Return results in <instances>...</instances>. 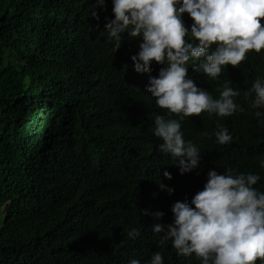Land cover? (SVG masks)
Returning a JSON list of instances; mask_svg holds the SVG:
<instances>
[{
  "label": "trees",
  "instance_id": "1",
  "mask_svg": "<svg viewBox=\"0 0 264 264\" xmlns=\"http://www.w3.org/2000/svg\"><path fill=\"white\" fill-rule=\"evenodd\" d=\"M97 5L0 0V264H147L156 251L165 264H199L171 242L161 245L152 226L173 223L172 205L190 202L210 170L259 173L255 187L264 191V115H255L264 108L253 107L255 94L243 95L264 79V50L225 66L218 80L189 66L214 98L230 80L244 112L185 118L184 138L202 158L182 175L160 151L154 116L164 110L147 91L165 65L153 61L152 72L137 73L131 57L142 38L125 32L116 50L105 29L112 0ZM183 22L194 21L185 13ZM218 125L233 135L230 144L216 142ZM133 228L141 231L135 240Z\"/></svg>",
  "mask_w": 264,
  "mask_h": 264
},
{
  "label": "clouds",
  "instance_id": "2",
  "mask_svg": "<svg viewBox=\"0 0 264 264\" xmlns=\"http://www.w3.org/2000/svg\"><path fill=\"white\" fill-rule=\"evenodd\" d=\"M103 5L104 0H98L97 7ZM112 5L114 19L108 20L105 29L114 38L116 50L127 32L142 38L138 53L131 57L137 73L152 72L153 61L165 65L150 78L147 88L156 107L164 110L154 116V135L162 141L160 151L175 161L180 174L191 173L200 166L202 156L199 146L184 138L185 118L205 112L230 117L244 108L236 102L241 92L230 86V80L214 98L197 86L189 66L218 80L225 66L238 67L250 52L261 53L264 0H112ZM185 13L194 21L190 28L183 22ZM93 16L99 18L95 10ZM253 94V107L264 108V79L258 78L243 93L245 98ZM214 134L220 145L233 140L229 129L221 125ZM260 166L264 168V160ZM163 175L173 178L167 171ZM260 180L259 173L210 170L203 189L190 202L185 198L172 205L173 223L152 226L154 233L162 234L159 243L171 242L178 255L195 256L199 264H256L257 260L264 264V191L255 187ZM154 215L160 219L165 213ZM127 235L135 240L141 231L133 228ZM130 264L140 261L132 259ZM147 264H165L163 253L154 252Z\"/></svg>",
  "mask_w": 264,
  "mask_h": 264
}]
</instances>
